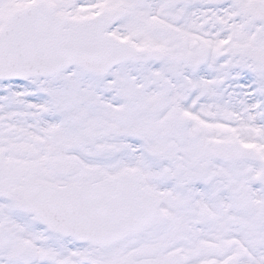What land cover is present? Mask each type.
Wrapping results in <instances>:
<instances>
[{
	"label": "snow or ice",
	"instance_id": "obj_1",
	"mask_svg": "<svg viewBox=\"0 0 264 264\" xmlns=\"http://www.w3.org/2000/svg\"><path fill=\"white\" fill-rule=\"evenodd\" d=\"M0 264H264V0H0Z\"/></svg>",
	"mask_w": 264,
	"mask_h": 264
}]
</instances>
